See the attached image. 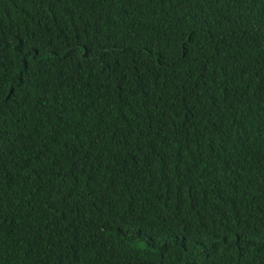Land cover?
I'll use <instances>...</instances> for the list:
<instances>
[{
    "label": "trees",
    "instance_id": "16d2710c",
    "mask_svg": "<svg viewBox=\"0 0 264 264\" xmlns=\"http://www.w3.org/2000/svg\"><path fill=\"white\" fill-rule=\"evenodd\" d=\"M0 264H264V0H0Z\"/></svg>",
    "mask_w": 264,
    "mask_h": 264
}]
</instances>
